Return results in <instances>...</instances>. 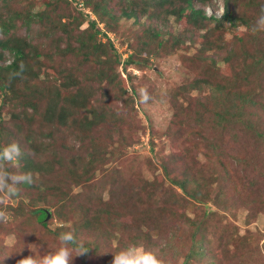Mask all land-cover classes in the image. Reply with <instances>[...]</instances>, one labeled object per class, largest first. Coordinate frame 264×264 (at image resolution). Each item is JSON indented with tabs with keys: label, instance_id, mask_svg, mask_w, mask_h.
<instances>
[{
	"label": "trees",
	"instance_id": "obj_1",
	"mask_svg": "<svg viewBox=\"0 0 264 264\" xmlns=\"http://www.w3.org/2000/svg\"><path fill=\"white\" fill-rule=\"evenodd\" d=\"M9 1L3 0L4 7L0 8V55L7 51L12 57L11 62L0 65V144L18 142L24 153L22 170L30 171L36 177L32 185L19 186L22 191L19 196L11 198V203L4 201L0 204V211L12 218L10 233L16 236L17 228L26 227L32 216L45 227L44 236L50 240L57 239L60 232L68 231L71 226L78 239L84 241V247L89 249L86 254L79 255L80 264H87L94 253H106L105 248L110 249V241L120 236L119 232H112L113 229L120 228L121 224L126 227L132 211L133 218H146V224L173 217L175 223L172 230L178 229L186 234L187 229L196 246L202 243L208 246L213 242L215 239L204 222L177 214V210L185 205L198 203L205 206L210 199L209 178L214 174L204 170L192 156L186 155L190 163L182 158L181 177H170L163 166V174L170 182L167 188L170 194L165 202L159 194L161 186L153 182L149 185L143 177H138L137 183L133 182L137 171L132 167L125 175L114 166L100 168L101 161L108 163L114 153L111 148L110 159L107 158L106 147L98 141L102 133L111 140L112 132L116 133L117 139L125 141L130 147L139 142V138L123 130L130 123L131 116L125 106L116 110L103 104L98 98L105 96V90L95 89L93 83L103 77L110 79L114 76V64L121 63L125 70L130 66L147 68L151 65L150 60L172 54L185 44L186 49L193 47L198 42L194 55L189 56V63L196 65V77L191 80L190 86L207 87L211 89L212 99L218 98L221 109L214 110L213 114L219 124L216 126L223 129L230 118H237L245 127L243 116H249L252 109H257L264 101L261 78L264 51L260 47L264 46V32H250L264 0H223L220 15L215 13L218 6L214 0H41L38 9H35L32 0H15V6ZM19 4L24 6L18 8ZM206 6L211 7L212 13H206ZM64 17L67 20L63 21ZM17 27L23 28V35L20 36L18 29L14 32ZM125 31H128L127 53L122 59V53L115 48L110 34L117 36ZM225 32H229L238 45L227 48L222 61L230 64L233 54L241 57L240 67L245 72L247 70L241 80L243 88H246L244 92L230 80L235 76L228 78L227 72L232 74L235 69L222 71L212 56L224 52L227 46L223 38ZM247 40L255 47L259 46V53L239 49ZM210 50L212 53H208ZM66 57L71 64H67ZM249 57L251 62L246 60ZM62 59L63 68L61 65L57 67ZM91 63L95 66L88 68ZM248 66L257 69L252 78ZM18 72L21 74L14 75ZM94 73L100 75L96 80L91 78ZM210 76L216 79L210 80ZM21 80L23 84L18 93H8L10 87L18 86ZM55 80L57 83H54ZM107 81V85L116 82ZM229 81H232V87L238 89L237 103L229 97ZM252 81H260L262 90L252 86ZM97 92L101 93L100 97L96 96ZM9 101L12 109L5 117L1 105L5 106ZM226 102L227 108L224 106ZM199 105L203 110L198 111L196 119H193L196 125L203 122L209 110L205 104ZM174 115L178 124L183 125L186 117H180L175 112ZM103 123L112 131L95 129ZM95 130L99 136L94 133ZM74 134L76 140L81 141L79 152L71 151V144L67 143L68 137ZM193 146H196L193 139L191 145L185 144V147ZM37 176L44 180V176H48V183L37 182ZM70 184L81 188V193L73 196L87 193L96 194V197L90 204L74 203L68 197L70 190L66 189ZM31 190L35 195L30 198V203H25L23 196ZM105 191L106 200L97 197ZM223 192V186H218L213 200L216 205H219ZM50 196L59 202L52 212L43 206H33L46 202ZM25 210L27 213L23 215ZM51 218L61 221V224L49 228ZM233 235L240 237L231 229L225 235L224 249H228L231 243H237ZM132 237L130 240L134 239ZM173 237V234L166 236L164 245H169ZM200 247L189 251L186 261L192 255L203 254V251L199 252ZM249 250L254 248L246 242L239 253ZM112 251L114 248L110 249ZM21 256L14 258L6 254V248L2 251L0 247V264H16Z\"/></svg>",
	"mask_w": 264,
	"mask_h": 264
},
{
	"label": "rangeland",
	"instance_id": "obj_2",
	"mask_svg": "<svg viewBox=\"0 0 264 264\" xmlns=\"http://www.w3.org/2000/svg\"><path fill=\"white\" fill-rule=\"evenodd\" d=\"M14 1L10 0L9 4L15 6ZM17 1L20 2V0ZM32 1L35 4V9L41 7V0ZM213 2L217 3L218 6L215 13L220 15L223 11V0H214ZM22 6L24 5L19 4L18 8ZM3 7L4 2L0 0V8ZM205 11L207 14L212 13L210 6H206ZM169 19L172 20L173 17L170 16ZM64 20H67V18L64 17ZM83 26L85 27L86 24ZM17 29L18 27L14 32ZM17 32L21 36L24 30L21 28ZM127 32H120L117 36H114V33L110 34L115 48L122 53V59L126 58L127 53ZM223 38L227 43L224 52L212 56L217 60L216 65H220L222 71L235 69L232 74L227 72L228 78H232V75L235 76L230 80L234 81L236 85L238 84V89L244 92L246 88H243L241 80L247 70L245 72L240 67L241 57L233 54L230 64L222 61L227 48L238 45V42L232 39L229 32H225ZM197 47L198 42L187 49L185 44L172 54L150 60L151 65L147 68L140 69L136 66H130L125 70L121 63L114 64L112 71L114 76L110 79L103 77L97 81L96 79L100 75L92 74L91 78L96 80L93 83L95 89L102 92L105 90V96L98 99H101L103 104L116 110H120L125 106L131 116L130 123L125 125L123 130L127 133L130 132L128 134L133 133L138 136L139 142L130 147L126 145L125 141L117 139L116 133L112 132V140L103 133L99 136L97 131H112L106 123L98 125L95 128L97 131L95 130L94 133L99 136V144L106 147L107 158L110 159L111 148L114 150L111 156L112 159L108 163L102 160L100 168L114 166L123 171V175H125L127 170L132 167L137 171L133 182L137 183L138 177H143L149 185H152L153 182L161 186L159 194L164 202L165 199L168 200L169 198L170 193L167 188L170 182L163 174L165 171L163 166H165L170 177H181L183 169L181 166L184 164L182 158L185 157L186 163H190L187 156H192L202 165L204 170L212 171L214 177L209 178V185H211L210 199L206 205L198 203L193 205L190 203V205L178 209L177 214L204 222L215 240H212L213 242H210L208 246H205L206 243L196 246L195 239L188 236L189 231L187 229L186 234L178 229L172 230L175 223L173 217H164L161 220L150 221L149 224H146V218H138V220L133 218L132 211L129 215V221H126V227L121 224L120 228L113 229L112 232H116L115 234L119 232L120 236L119 239L115 238L110 241V249L114 248L115 251L117 248H124L132 244L142 245L155 253L163 261V264H264V136H261L264 134V101L257 109H252L253 112L249 116H243V119H245L244 125L248 129H244L245 127L237 121V118H230L223 129L216 126L219 124L213 114L214 110L221 109L218 98L216 97L213 100L211 89L207 87L195 88L190 86L191 80L196 77L194 70L196 65L189 63V56L194 55ZM260 47L264 51V46ZM239 49L250 52L254 50L259 53V46L255 47L250 40H247ZM208 53H212V50ZM11 59V54L5 51L3 55H0V65L8 64ZM65 59L67 64H71V61L68 62L67 57ZM63 60H59V64L57 63L56 66L61 65L60 67L63 68ZM246 60L251 62L252 58L249 57ZM94 66L95 63L88 64V68ZM247 68L250 78H252L257 69L254 66H248ZM261 71V78L264 83V68H261ZM51 74L55 76L54 72ZM49 76L48 79H50ZM209 78L210 80L211 78L216 79L215 76ZM107 80L116 82L113 85H107ZM232 81H229L227 85L230 93L229 97L237 103L238 89L231 86ZM252 82L254 83L252 86L257 87V90H262L260 81ZM54 83H57V80ZM21 84H23L22 80L18 86L12 85L8 93H18ZM99 94L101 93L97 92L96 96L100 97ZM223 96L227 97L225 94ZM11 101L6 103L5 106L1 105V108H3L1 111L5 117L9 116L7 112L12 109L9 105ZM200 103L205 104L209 110L203 117V122L196 125L193 119H196L198 111L203 110L200 108ZM224 106L227 108L228 102ZM174 112L180 117H186L183 125L178 124ZM9 119L10 117L6 120ZM192 139L195 141L196 146L185 147V144L186 146L188 143L191 145ZM67 143L71 144L73 149L71 151H80L81 141L76 140L75 134L68 137ZM44 177L45 180L41 176H37V182L47 184L49 177ZM220 185L223 186L224 192L223 197L218 201L219 205H216L213 200ZM66 189L70 190L68 197L70 196L72 199H69L74 203L90 204L93 201L92 198L96 197V194L87 193L79 197L73 196L75 193H81L80 186L74 184H70ZM34 195V190H31L29 193L24 194L23 200L28 203ZM97 197L106 200L107 192L105 191L103 195ZM5 201L11 203V199L6 198ZM12 202L16 201L12 200ZM58 203L50 196L46 202L37 203L33 206H43L49 208L52 212L53 209H56ZM26 213V210L22 212L23 215ZM11 223L12 218L6 214L4 219L0 220V247L2 251H5L6 248V254L14 258H19L21 255H30L31 252L28 248L35 246L43 251L56 242V238L50 240L44 236L46 229L37 222L34 216L30 218V221L28 220L26 227L20 226L17 228L16 236L10 233ZM58 224H61V221L51 218L48 227L53 228L54 225ZM231 229L239 233L240 237L233 235V238L237 239V243H231L228 245V249H224L225 235L228 232L230 233ZM171 234L174 236L173 240L165 246L164 238L168 235L171 236ZM132 236L134 239L130 240ZM246 242L254 250L239 253L240 248ZM199 246H201L199 252L203 251V254L199 256L198 254L192 255L186 261L188 252ZM110 249L109 247L105 248L106 253H94L87 264H110L112 259L111 254H109ZM72 264H80L79 255L73 258Z\"/></svg>",
	"mask_w": 264,
	"mask_h": 264
},
{
	"label": "clouds",
	"instance_id": "obj_3",
	"mask_svg": "<svg viewBox=\"0 0 264 264\" xmlns=\"http://www.w3.org/2000/svg\"><path fill=\"white\" fill-rule=\"evenodd\" d=\"M252 34L264 32V5H261L253 25L250 28ZM23 65H21V72ZM15 73L14 75H20ZM24 153L18 142L10 141L0 144V204L5 199H11L20 195V185H32L36 177L30 171H23L21 163ZM5 213L0 211V220ZM30 255H23L16 264H72L73 258L83 255L89 249L84 247V241L78 239L75 230L69 226L68 231L59 233L56 242L43 251L39 247L28 248ZM22 250V249H21ZM20 250V251H21ZM19 251V252H20ZM110 264H163L151 250L142 245H128L110 252Z\"/></svg>",
	"mask_w": 264,
	"mask_h": 264
}]
</instances>
